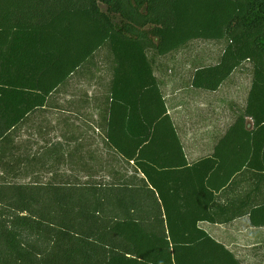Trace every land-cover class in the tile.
<instances>
[{"label":"trees","instance_id":"16d2710c","mask_svg":"<svg viewBox=\"0 0 264 264\" xmlns=\"http://www.w3.org/2000/svg\"><path fill=\"white\" fill-rule=\"evenodd\" d=\"M226 41L192 86L216 92L253 64L243 111L188 162L150 53ZM103 131L133 167L105 186L0 183V264H242L199 224L264 227V0H0V162L12 134L106 43ZM119 174V172H117Z\"/></svg>","mask_w":264,"mask_h":264},{"label":"rangeland","instance_id":"374dc122","mask_svg":"<svg viewBox=\"0 0 264 264\" xmlns=\"http://www.w3.org/2000/svg\"><path fill=\"white\" fill-rule=\"evenodd\" d=\"M226 45L225 40H194L167 55L149 54L182 139L187 131L196 134V139L202 136L203 142H210L209 136L219 139L245 108L253 79L251 62L240 66L216 93L192 86L195 70L218 63ZM109 52L106 42L48 99L45 109L33 112L13 132L14 156L18 159L8 160L14 164L13 173L11 165L4 169L0 162V183L103 187L121 176H134L133 167L109 149L103 137L113 76ZM197 148L188 154L190 160L212 152L209 145L207 150ZM201 225L218 242L230 245L242 264H264V235L250 222ZM256 236L261 243H252Z\"/></svg>","mask_w":264,"mask_h":264},{"label":"crops","instance_id":"0c3cea01","mask_svg":"<svg viewBox=\"0 0 264 264\" xmlns=\"http://www.w3.org/2000/svg\"><path fill=\"white\" fill-rule=\"evenodd\" d=\"M219 91V90H218ZM217 92V91H216ZM215 92V93H216ZM164 98H165V102H166V105H167V108H168V113H169V115H170V117H171V112H170V109H169V107H168V104H167V100H166V97L164 96ZM171 119H172V117H171ZM172 121H173V123H174V120L172 119ZM175 125V124H174ZM176 127V126H175ZM177 129V128H176ZM177 133H178V130H177ZM104 135H103V137H104V139H105V132L103 133ZM195 135L196 134H194V133H192V131H187V133L185 134V139H182L181 137H180V135H179V133H178V136H179V138H180V140H181V144H182V146H183V149H184V152H185V154H186V156H187V159H188V162L190 163V164H194L195 162H197V161H199L200 159H202V158H205V157H207V156H210L212 153H213V150H214V143L213 142H216L217 143V141L219 140L218 138H214V139H212V137L211 136H209V134H208V136H209V141L210 142H203L202 140V136L199 138V139H196V137H195ZM210 138L212 139V141L210 140ZM105 142H106V139H105ZM199 142V143H198ZM198 143V144H197ZM207 143V145H205ZM106 144H107V142H106ZM212 144V145H211ZM211 146V150H212V152H208V151H206L205 153H203L204 155L202 156V157H198V158H194V159H192V160H190V158H189V156H188V154H194L195 153V148L196 147H199V148H197V149H201V150H207V146ZM108 146V145H107ZM109 148V147H108ZM110 149V148H109ZM208 154H210V155H208ZM242 221H248V223H249V217L248 216H246V217H242V218H239V219H237L236 221H234L233 223H240V222H242ZM203 223H206V222H203ZM233 223H231V224H233ZM202 223H200L199 224V226H200V228H201V225ZM208 224H210V223H208ZM231 224H228L229 226L231 225ZM211 225H214V224H211ZM228 225H214V226H219V227H222V226H228ZM252 228H254V227H252ZM220 229H222V228H220ZM254 229H259L260 230V232H259V234H262V235H264V227L263 228H254ZM215 232V231H214ZM214 238V237H213ZM216 238V237H215ZM214 238V239H215ZM254 241H252V243H261V240H260V238L259 237H254V238H252ZM264 239V238H263ZM218 241H220L219 239H217ZM225 246L230 250V251H232L233 249H232V247L230 246V245H228V244H225ZM232 249V250H231Z\"/></svg>","mask_w":264,"mask_h":264}]
</instances>
